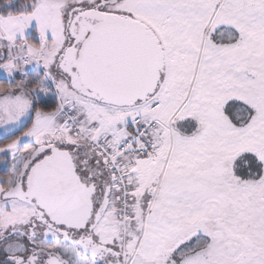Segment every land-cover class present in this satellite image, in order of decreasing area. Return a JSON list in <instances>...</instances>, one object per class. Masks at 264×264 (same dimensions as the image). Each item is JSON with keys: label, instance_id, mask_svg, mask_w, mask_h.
<instances>
[{"label": "snow or ice", "instance_id": "6c2138e0", "mask_svg": "<svg viewBox=\"0 0 264 264\" xmlns=\"http://www.w3.org/2000/svg\"><path fill=\"white\" fill-rule=\"evenodd\" d=\"M0 264H264V0H0Z\"/></svg>", "mask_w": 264, "mask_h": 264}]
</instances>
